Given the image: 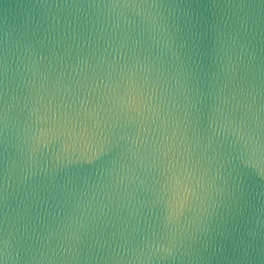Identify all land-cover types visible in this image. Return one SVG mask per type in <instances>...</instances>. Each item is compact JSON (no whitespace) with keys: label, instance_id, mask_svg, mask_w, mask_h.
Listing matches in <instances>:
<instances>
[{"label":"water","instance_id":"95a60500","mask_svg":"<svg viewBox=\"0 0 264 264\" xmlns=\"http://www.w3.org/2000/svg\"><path fill=\"white\" fill-rule=\"evenodd\" d=\"M0 264H264V0H0Z\"/></svg>","mask_w":264,"mask_h":264}]
</instances>
